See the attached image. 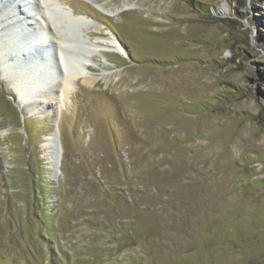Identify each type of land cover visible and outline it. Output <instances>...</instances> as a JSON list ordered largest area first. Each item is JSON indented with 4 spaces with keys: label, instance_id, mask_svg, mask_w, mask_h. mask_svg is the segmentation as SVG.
Segmentation results:
<instances>
[{
    "label": "rangeland",
    "instance_id": "374dc122",
    "mask_svg": "<svg viewBox=\"0 0 264 264\" xmlns=\"http://www.w3.org/2000/svg\"><path fill=\"white\" fill-rule=\"evenodd\" d=\"M61 1L127 56L96 50L92 85L62 94L59 71L24 112L0 72V264H264V0ZM23 6L36 54H59L62 17Z\"/></svg>",
    "mask_w": 264,
    "mask_h": 264
},
{
    "label": "bare ground",
    "instance_id": "6f19581e",
    "mask_svg": "<svg viewBox=\"0 0 264 264\" xmlns=\"http://www.w3.org/2000/svg\"><path fill=\"white\" fill-rule=\"evenodd\" d=\"M26 1H28V0H26ZM59 1H60L61 5L64 4L61 0H59ZM92 1L96 4H99V0H92ZM8 3H9V5H12V6L13 5L18 6V7H16L15 10H13L12 16L9 15L10 17H12L11 19H13L15 17L19 20V18H20V20H19L20 25L22 27H25L26 29H29V30H25V28H22L23 32L21 33L17 30L16 31L13 30V28H11L9 26H5V28H3L4 30L8 31L7 34H9V32H11V33L8 35V37L5 38V42L10 43L9 49L3 50L2 48H0V72L4 76V80L8 81L11 85L15 84L19 88V93H17L20 96L18 104H19L20 108L22 107L21 110H23V112L25 110H27L26 109L27 107H25V105L27 103L32 104L35 100H38L37 98L41 97L42 94H40V93H44V89H42V91H40L39 95L37 94L33 98H30V97H32V96H30V94H31L30 90L33 89V86L35 84H37V86H38L40 84V81L45 79V78H43V75H42L43 72L41 70H39V68L44 69L43 71L44 72L47 71V72H49V74H50V72L53 73L52 76L54 77V80L50 84V88H52L53 85L56 84L55 82H57L56 78H58V76H59V71L65 72L66 76H68V77L66 78L65 81L63 80L64 81V87L62 86L63 87V93L62 94H66V92H71L74 84L77 81H82V83H84L86 85H92L94 83V79L92 77H90V75H89V71H90L89 66H90V62L92 60L91 58H92L93 54L96 52V50L101 51V52H107V51L115 52V53H118L120 55L127 56L126 50L123 48V46L117 40V38H115L114 36L107 38V40L103 43L104 45H102V46L97 45L96 43L93 44L92 42L88 41L90 38L88 36V34L92 28H95L96 30H100L97 23H95V22L89 23L83 17L75 16V12L73 9H72V13L70 14V16H69V14H63V13L61 14L63 9L56 7L55 0H46V7H45L46 8V14H47L46 16L51 17L52 20L55 17H62L60 19V21H56V22L54 21V23H53V26L55 27V29H57L60 33H62V37H59V39H58V41H59V45H58L59 54L53 55V54H50L47 52V54H49V55H47L48 60L53 61L54 62V68L55 67L56 68L53 70V72L48 70L46 68L47 65H44V64H38V65L33 64L32 65L33 67L29 68L28 63L30 61H32L33 56H31V60H30V58L27 56V51L26 52L22 51L21 45H23L22 42H24V44H26V46L28 47V44H30L29 42L34 44L35 42L40 41V39H41V38H39L40 32H36V33L32 32V29L29 28V25H32V24H30L29 22H31V21H28V20H32L31 19L32 16L28 15V17H27L28 20H27L25 18L24 12H22V11L19 12L18 9L21 7V4L23 6V0H17V1L16 0H13V1L0 0V9H2L5 6V4H8ZM31 3H33V1H31ZM25 4H27V3H25ZM64 5H67L70 8V6L68 4H64ZM124 7H125L124 9H126V10L130 9L129 3L125 4ZM228 13H229V9H228L227 5H224L218 11V14H220V15H226ZM46 16L42 15V20L44 21V23L46 25H48L46 23L47 22ZM44 23L42 25L35 23V25L40 26L43 29H46V26L44 25ZM40 27L38 28V30H40ZM31 28H33V27H31ZM70 28L74 31L73 34L76 37H78L79 39L74 40L72 38L68 39V37H64L65 33H67L69 30H71ZM15 29H16V27H15ZM67 29H68V31H67ZM2 31L3 30H1L0 32H2ZM34 31H35V29H34ZM15 32H16V34H15ZM4 33H5V31H4ZM18 33L19 34L21 33V36H19ZM7 34L5 33V36ZM41 34H43V33H41ZM28 35H29V37H28ZM85 37H87V38H85ZM38 44H43V42H39ZM35 45H36V43H35ZM32 47L35 48L34 46H32ZM35 56H36V53H34V57ZM13 57L15 58V60L13 61V63L9 64V62L12 60ZM44 58H46V56ZM24 62H25V64H24ZM45 63H47V62H45ZM16 64L22 66L21 67L22 69L20 68V66L16 67L15 66ZM59 66H61V69L59 68ZM21 71H23V73H21ZM35 74H37V75H35ZM37 78L39 79V81H36ZM50 95H52V93H49V95L45 94L44 95L45 97L44 96L43 97L46 98V96H50ZM23 104H25V105L23 106ZM56 129H57V125L54 127L52 132H50L46 136L47 138H46V140H44V142H47L46 150L48 152L49 159L52 160L55 158V161L57 162V164H59L60 161L62 162L63 152L61 151L62 148L60 149V144H59V141H57V136L54 134L56 132Z\"/></svg>",
    "mask_w": 264,
    "mask_h": 264
},
{
    "label": "water",
    "instance_id": "95a60500",
    "mask_svg": "<svg viewBox=\"0 0 264 264\" xmlns=\"http://www.w3.org/2000/svg\"><path fill=\"white\" fill-rule=\"evenodd\" d=\"M23 43V45H21V49H22V51H24V52H26L27 51V56L30 58V60H31V56H33V58H32V61H30L29 63H28V66H29V68L30 67H33L32 65L33 64H35V65H38V64H44L45 65V63H42L43 62V60L42 59H40V56L38 55L37 56V54H36V56L34 57V53H36L35 52V50H36V48H33L32 47V44L33 43H31V42H29L30 44H28V47L26 46V44H24V42H22ZM40 52V51H39ZM48 53H50V51H47ZM47 52H46V55H44V57L46 56V58H44L45 60V62H47L46 63V68L48 69V70H50V71H52L53 72V70L56 68H54V62L53 61H50V60H48V56L47 55H49V54H47ZM24 64H25V62H24ZM31 65V66H30ZM49 65V66H48ZM15 66H20V65H18V64H16ZM22 66H20V68H21ZM59 68L61 69V66H59ZM22 69V68H21ZM39 70H41L42 72H43V78H45L44 80H41L40 81V84L37 86V84H35L34 86H33V89L32 90H30V92H31V94H30V96H32V97H30V98H33L34 96H36L37 94H39L40 93V91H42V89H44V88H48V87H50V84L52 83V81L54 80V77L52 76L53 75V73H51L50 72V74H49V72H44L43 70L44 69H41V68H39ZM21 73H23V71H21ZM35 75H37V74H35ZM36 81H39V79L37 78L36 79ZM46 81V82H45ZM22 94V93H21ZM25 94V93H24ZM24 96V95H23ZM14 96H12V98H13ZM26 97V96H25ZM30 100V99H29ZM26 103V102H25ZM20 108V107H19ZM21 109V108H20ZM58 160V159H57ZM57 163V162H56ZM58 166V165H57Z\"/></svg>",
    "mask_w": 264,
    "mask_h": 264
}]
</instances>
